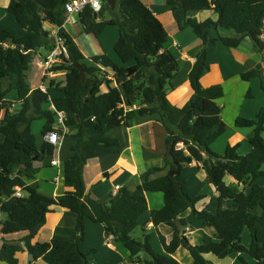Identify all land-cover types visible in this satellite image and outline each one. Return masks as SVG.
Returning a JSON list of instances; mask_svg holds the SVG:
<instances>
[{"label": "trees", "instance_id": "trees-1", "mask_svg": "<svg viewBox=\"0 0 264 264\" xmlns=\"http://www.w3.org/2000/svg\"><path fill=\"white\" fill-rule=\"evenodd\" d=\"M69 0H10L5 12L11 14L18 25L29 31L16 37L0 25V114L4 112L0 132V262L20 264L19 254L27 251L35 260L46 258L60 264H94L90 249L82 252L80 243L85 238V220L102 224L107 235L113 234L130 253L132 264H182L174 258L179 249H186L193 264H209L207 255L224 259L232 254L247 255L257 264H264V107L255 119L238 118L237 128H252L254 135L248 140L251 151L238 153V145L214 152L211 145L227 130L218 100L224 97L222 85L203 87L201 76L208 69L207 49L203 48L189 73L193 95L182 107L174 106L168 94L174 90L173 80L180 65L165 48L168 32L152 9L142 0H118L114 10L104 2L101 12L87 6L79 14V22L88 35L99 38L109 27H115L119 37L114 45L116 62L103 54L86 59L73 38L61 30L68 48V58L53 68L65 73L63 95L51 97L39 88L32 89L28 72L33 59L41 49L47 55L55 46L51 33L44 29L49 23L61 27L65 22L64 6ZM179 30L191 28L203 45L222 43L238 49L249 38L254 49L264 53V0H166ZM213 12L217 20L200 21L193 13ZM218 33V40L209 38V31ZM83 66V73L75 67ZM251 82L260 78L264 91L262 71L254 70L241 75ZM9 80L5 89L3 80ZM53 86V85H52ZM16 93L19 107L11 111L7 97ZM247 98H253L252 91ZM53 105L66 115L67 135L75 139L72 155L63 163L65 191L49 197L28 185L40 171L37 166L46 156L53 155L55 147L45 142L37 146L32 132L35 121L44 119L42 134L54 129L57 114L49 109ZM46 108V109H45ZM158 118L167 133V152L163 168L154 167L140 176L136 190L123 187L112 196L108 206L91 199L85 193L83 171L87 163L108 154H119L123 144L109 132L127 128L134 119ZM70 136V137H71ZM183 144L178 148V144ZM202 164L207 179L218 193V211H199L197 204L204 195H189L186 181H179L182 173L193 163ZM177 171L176 177L170 176ZM166 174L156 177L161 172ZM232 177L241 186L235 191L227 182ZM20 188L23 196L16 197ZM160 192L165 205L150 212L155 227L167 225L174 231L167 244L161 238L165 254L155 253L151 235L143 241L132 237L140 219L148 212L147 194ZM225 200H232L235 208L225 209ZM57 206L78 215L75 234L71 240L54 239L47 243L35 242L45 226L51 208ZM260 212H256L257 209ZM191 211L200 221L217 233L218 240L192 245L183 235L188 226L184 214ZM179 219L181 229L175 221ZM248 228L252 236L250 248L242 244V233ZM26 233L19 242L6 241L5 237ZM23 243V245H21ZM244 264H248L240 257Z\"/></svg>", "mask_w": 264, "mask_h": 264}, {"label": "crops", "instance_id": "crops-1", "mask_svg": "<svg viewBox=\"0 0 264 264\" xmlns=\"http://www.w3.org/2000/svg\"><path fill=\"white\" fill-rule=\"evenodd\" d=\"M142 1L154 11L164 24L169 35L165 48L174 55L180 65L179 72L173 80L174 90L168 94L169 101L174 106L182 108L191 99L193 91L189 82V73L196 62L197 55L206 47L209 67L201 76L200 82L205 88L215 85L223 86L224 97L218 100V104L222 108V118L228 125V130L211 145V149L215 146L218 149L217 151L222 152L229 145H238V153L240 155L250 153L251 146L248 140L254 135V130L252 128H237L235 121L238 118L255 119L260 109L264 107V91L262 90L260 78L247 82L242 80L241 75L259 70L262 71L264 80V53L257 52L249 38H246L236 50L230 49L220 42L204 46L191 28L179 30L171 10L167 7L166 0ZM9 3L10 0H0V25L10 30L16 37H22L29 31L21 28L15 18L5 12ZM192 15L200 21H204L207 18L217 20V16L213 12L193 13ZM78 23H80L79 14L73 17L72 23V25L78 26L76 27V33L78 34L79 32L80 34L78 37L76 35L72 36L68 30L69 27H67V33L80 48L87 64H91L92 57L103 54L119 62L114 51V45L119 37L117 29H109L112 28L109 27L97 39L93 35L85 33L81 24L79 26ZM44 29L53 35V25L45 23ZM208 33L211 40H218L216 31L210 30ZM107 37H111V41H108L110 43L109 46L103 42V38L107 39ZM37 55L46 56L43 49L39 50ZM58 79L49 82V85H51L49 91L52 98L63 95L62 89L65 84V76H63L61 85H57L59 84ZM33 80L32 89L38 88L40 83L46 85L45 82H47L43 80L41 69L39 72L33 73ZM3 86L5 89L9 86L8 79L3 80ZM249 91H252L253 98H247L246 95ZM16 98L9 100L13 104L11 111L19 107V102L16 101ZM3 119L4 112L0 114V127ZM44 125V119L37 120L32 125L33 131L34 128H37L38 131L41 129L39 138L34 132L38 147L47 142L42 134ZM109 135L118 138L122 142L123 151L119 154H108L92 159L87 163L83 171L86 195L91 199L107 204L112 199V196L117 194L123 187L130 191L136 190L141 183L140 176L144 172L154 167L163 168L165 166V156L168 152L167 133L161 121L155 117L134 119L129 127L114 129L109 132ZM70 136L66 134L63 137L62 146L57 149V156L55 153L46 156L41 163L37 164L40 167V171L35 179L28 181L29 186L49 197H56L64 193L63 163L72 155L71 147L75 144V139ZM4 139V135L0 136V144L4 142ZM49 157L50 159H47ZM56 158H58L59 165L53 166L51 162ZM164 174H166V171L161 172L156 177ZM184 180L186 181L185 191L189 195L206 196L204 200L197 204L199 211L207 210L211 213L218 211L219 195L216 188L209 183L207 171L202 164L193 162L179 178V181ZM225 180L235 191L239 192L242 189L232 177L227 176ZM259 184L264 186V178L259 181ZM147 203L149 210L139 221V228L142 231L141 236L143 237L144 234L152 235V232H156L160 241V237H163L166 243L169 244L173 239V229L167 225L155 227L150 222V212L160 210L165 205L163 193H148ZM223 207L225 209H233L235 208V203L232 200H225ZM260 210L259 208L256 212L259 213ZM184 218L188 222L187 227L193 230V234L188 236L192 245L195 246L218 240L215 230L200 221L191 211L186 212ZM77 221V214L57 206L52 207L51 212L47 215L46 224L35 238V242L47 243L54 239L71 240L75 234ZM106 235L105 227L102 224L94 223L90 219L85 220V238L80 243V249L84 253L90 249L97 250L89 255V261L94 264H132L129 251L120 242L114 241L111 246L104 244ZM24 236H26V233L8 236L5 237V240L19 242ZM242 244L247 248L252 245V236L248 228L243 230ZM2 245L3 240L0 236V248ZM155 253L158 255L165 254L163 244L162 248L155 251ZM240 257H243L248 264H257L249 256H240V254H232L222 260L210 257L208 261L209 264H244ZM18 258L20 264H60L46 258L35 260L27 251L20 253ZM174 258L182 264H193L189 252L184 248L179 249ZM0 264L5 263L0 262Z\"/></svg>", "mask_w": 264, "mask_h": 264}, {"label": "built area", "instance_id": "built-area-1", "mask_svg": "<svg viewBox=\"0 0 264 264\" xmlns=\"http://www.w3.org/2000/svg\"><path fill=\"white\" fill-rule=\"evenodd\" d=\"M103 0H69L65 6V22L61 27L54 26L53 39H54V48L45 56L36 55L33 59L32 64L42 70L43 80L49 79L51 82L57 80L60 76H65L63 72H55L53 68L57 65L63 63L64 58H68V48L66 46L65 38L61 35V30H64L67 33V27L73 23V17L77 14H80L87 6H90L93 11L97 14L101 12L103 8ZM264 27V20H263ZM51 86V85H50ZM38 88L45 93H48L50 87L44 83H40ZM50 109L57 114L56 126L53 130L48 131L44 138L45 140L55 147V154L58 155L57 149L62 146L63 137L68 133V130L65 126L66 115L63 111H58L53 105ZM183 144L179 143L178 148H182ZM53 166H58L59 161L56 158L51 162ZM114 194L113 196H115ZM16 197H22L23 194L18 188V191L15 194ZM0 219H2V213L0 210ZM193 234V230L190 227L184 229L183 235L190 236ZM114 242V235H106L104 244L106 246H111Z\"/></svg>", "mask_w": 264, "mask_h": 264}, {"label": "rangeland", "instance_id": "rangeland-1", "mask_svg": "<svg viewBox=\"0 0 264 264\" xmlns=\"http://www.w3.org/2000/svg\"><path fill=\"white\" fill-rule=\"evenodd\" d=\"M205 15V14H204ZM79 24V26H80V23H78ZM69 28H68V30L71 32V34H72V36L74 37L75 35L78 37L80 34H79V32H78V34L76 33V27H78V26H76L75 24H71V25H69L68 26ZM115 27H112V28H109V29H114ZM116 29V28H115ZM110 31H112V30H110ZM193 31V30H192ZM108 39V40H107ZM107 39L106 38H103V42L105 43V45H107V46H109V42L108 41H111V37H107ZM36 57V56H35ZM39 70H40V68H38V67H36V66H34L33 64L31 65V67H30V70H29V72H28V76H29V80H28V83H29V85H30V87L34 84V80H33V73L34 72H39ZM59 84H57V85H61V83H63V76H60L59 77ZM47 82H45L46 83V85L47 86H49L50 87V85H49V82H50V80H46ZM54 83H56V82H54ZM8 100H11L12 98L13 99H15L16 98V93L15 92H11L9 95H8ZM13 101V100H12ZM32 132L34 133V132H36V136H37V138H39L41 135H40V132H41V129L38 131V129L37 128H34V131L32 130ZM35 134V133H34ZM38 134V135H37ZM0 136H3L1 133H0ZM68 141H69V139H68ZM67 141V142H68ZM214 148V149H213ZM212 149V151H214V152H219V151H217L218 149L214 146ZM224 152V150L221 152V153H223ZM47 159H50V157L49 158H47ZM194 228V227H193ZM141 234H142V231H141V228H137L136 230H135V232L133 233V235H132V237L134 238V239H136V240H138V241H143V237L141 236ZM152 235H151V244H152V246H153V248H154V250L155 251H157L158 249H160V248H162V244H161V241L159 240V238H158V234L156 233V232H152L151 233ZM150 235V234H149ZM190 255V254H189ZM210 257H216V256H214L213 254H210V255H207V260L210 258ZM217 258V257H216ZM218 259V258H217ZM218 260H222V259H218ZM210 264H213V263H210Z\"/></svg>", "mask_w": 264, "mask_h": 264}, {"label": "water", "instance_id": "water-1", "mask_svg": "<svg viewBox=\"0 0 264 264\" xmlns=\"http://www.w3.org/2000/svg\"><path fill=\"white\" fill-rule=\"evenodd\" d=\"M103 1L106 2L111 7L112 10H114L116 8L117 2H118V0H103ZM75 67L78 68L83 73V80H85L86 76H85V71H84L83 66L81 64H79V63H75ZM171 150H172V145H170V147L168 148V152L170 153ZM169 174L172 177H176L177 171H175V170L174 171H171ZM111 205H112V203H108V206H111ZM175 223L177 224L178 229L180 230L181 229V222H180V220L177 219L175 221ZM180 235L183 236V233L181 232Z\"/></svg>", "mask_w": 264, "mask_h": 264}]
</instances>
